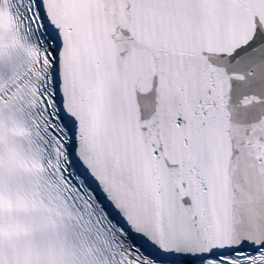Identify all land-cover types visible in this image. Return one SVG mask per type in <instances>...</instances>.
I'll use <instances>...</instances> for the list:
<instances>
[{
	"label": "snow or ice",
	"instance_id": "1",
	"mask_svg": "<svg viewBox=\"0 0 264 264\" xmlns=\"http://www.w3.org/2000/svg\"><path fill=\"white\" fill-rule=\"evenodd\" d=\"M0 264H264V0H0Z\"/></svg>",
	"mask_w": 264,
	"mask_h": 264
}]
</instances>
